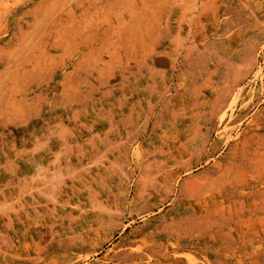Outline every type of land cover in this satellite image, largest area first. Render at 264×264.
<instances>
[{"label":"rangeland","instance_id":"obj_1","mask_svg":"<svg viewBox=\"0 0 264 264\" xmlns=\"http://www.w3.org/2000/svg\"><path fill=\"white\" fill-rule=\"evenodd\" d=\"M0 264H264V0H0Z\"/></svg>","mask_w":264,"mask_h":264}]
</instances>
